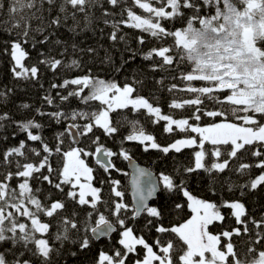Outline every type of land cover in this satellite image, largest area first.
<instances>
[{"label": "snow or ice", "instance_id": "1", "mask_svg": "<svg viewBox=\"0 0 264 264\" xmlns=\"http://www.w3.org/2000/svg\"><path fill=\"white\" fill-rule=\"evenodd\" d=\"M45 2L54 5L56 0H12L8 8L14 23L2 30L15 32V36L2 41L0 57L8 58L11 74L16 80H38L41 65L54 73L61 66L67 69L80 67L76 60L64 64L51 55V49L40 54L43 59L26 65L30 58L27 47L45 45L49 43V36L54 35L49 33L42 40L37 39L35 33L42 34L45 28L33 29L29 23L34 19L43 20L37 13ZM104 3L112 9H120L118 14L107 9L104 12L105 16H119L112 21L104 20L105 24L111 23V40L125 39L118 35L121 25H125L140 30V45L146 43L144 34L160 41L161 46L147 52L133 51L130 59L141 55L153 73L162 72L164 75L156 81L162 88L170 77L166 91L172 99L168 107L170 111L185 109L189 117L174 118L172 114H163L157 106L159 101L151 92L149 97L138 94L137 86H143L141 80L125 82L121 86L90 71L50 85L52 89H63L67 93L58 91L55 98L44 97L48 105H54L55 99H59L58 110L47 113L39 108L35 110L36 115L47 116L56 124L68 122L63 131L55 134L56 142L52 146L42 136L43 125L35 117L15 121L8 113H0V129L5 128V122L11 121L8 127L15 126L25 134V139L19 140L18 145L0 152V168L7 169L0 172V247L11 245L0 251V264H54L53 255L61 256L62 252L54 247L53 241L61 242V247L70 242L80 251H86L92 246L93 238L110 237L113 233L119 237L116 243L109 251L100 250L93 264H128L133 255L136 257L133 264H264V215L256 219L248 214L241 202L248 192L264 186V48L258 46L264 43V0H61L60 12L65 13L64 19L69 15L75 19L77 12L86 13L87 9ZM3 7L0 4V8ZM69 7L73 10L71 13H68ZM137 9L141 10L139 14ZM26 11L30 15L25 16ZM187 12L191 16L187 18L186 27L175 30L165 27L168 21L184 17ZM205 12L207 14L202 15ZM194 22H198L199 27H194ZM61 23L57 16L48 27L55 25L58 28ZM169 39L171 43H168ZM52 43L60 45L62 41L56 39ZM166 43L168 46H163ZM11 91L0 90V103L6 102ZM178 93L183 95L178 98ZM72 99L79 101L76 108H70ZM65 102H69L70 110H60ZM19 107L31 109L29 104ZM125 111L143 116V123L126 115H121L120 119L112 118L111 114ZM204 117L215 120L201 126ZM161 121L165 133L178 130L196 136L176 139L162 147L143 126ZM125 127L130 130L119 141L118 151L100 143L101 136L112 139ZM15 136L16 132H13ZM81 137L95 146L94 151L72 146L64 150L66 139L79 143ZM7 139L0 137V143ZM124 141H137L144 146V151L153 149L165 155L181 153L182 149H191L193 145L199 150H194L190 166L177 169L173 174L161 172L154 176L150 170L131 164L132 157ZM28 142L38 144L29 147ZM207 145L211 148L207 149ZM206 154L216 158L210 166ZM242 154L255 159L232 166L230 162L241 159ZM30 157H35V162ZM57 157V166H53L50 158ZM85 157H95V164L107 174L106 179L100 181L109 188L107 199L103 198L102 189L94 186L96 169L86 163ZM113 158L129 161L133 168L129 183L135 204L131 207V216L127 215L129 205L124 202L121 181L111 177L112 171L121 172ZM200 170L209 174L225 170L238 173L244 183L231 182L229 190L238 188L240 197L219 203L197 198L188 190L184 174L199 175ZM255 170H259V174H255ZM123 175L128 176V173ZM33 181L47 182L49 195L43 196L40 188L31 185ZM158 192H163L169 201L174 196L184 198L191 212L190 218L178 225L166 226L164 210L149 204ZM56 193L62 199H51ZM70 205L73 210L69 214ZM85 207L91 210L81 221L78 212ZM184 207L183 202L175 203L170 211L183 212ZM222 208L230 209L227 219L231 222L234 217L235 225L241 227H230L213 234L210 226L226 219ZM61 212L65 215L61 216ZM142 215L146 218L142 229L138 230L135 224L129 226V220L135 222ZM57 217L59 226L53 235L50 229L52 220ZM220 226L223 228V223ZM152 229L158 235L151 244L145 236L137 234ZM245 234L249 237L245 241L248 247L241 259L232 239ZM165 236L169 238L165 240ZM69 255L75 257L77 253Z\"/></svg>", "mask_w": 264, "mask_h": 264}, {"label": "trees", "instance_id": "2", "mask_svg": "<svg viewBox=\"0 0 264 264\" xmlns=\"http://www.w3.org/2000/svg\"><path fill=\"white\" fill-rule=\"evenodd\" d=\"M12 0H0V4H3L4 7L0 8V49H2L3 40H7L10 37L15 36V32L9 33L3 31L2 29L10 27L11 23H14L10 19L8 8L11 6ZM61 0H56L54 5H49L46 2L43 4V8L40 12L37 13V16H42L43 20L34 19L30 20L31 28L35 29L41 26H44L45 31L41 33H35L37 39H43L45 35L49 33H54V35L49 36V43L45 45H38L36 48L31 46L27 47V51L30 54V58L26 60V65L30 66L37 62L38 59H43L41 53H48L51 49V55L57 59H61L64 64H71L73 60H76L79 64V68L67 69L64 67H59V70L55 73L53 70L47 68L44 65L40 66V76L38 80L25 81V80H16L11 74L10 64L6 56L0 57V90L11 89L9 92L6 102L0 103V113H8L13 120L22 121L27 119H32L35 117L36 121L43 125L41 131L42 136L45 141L50 144V146L55 144L53 137L56 133L63 131L67 126L68 122L62 124H56L55 121H50L47 116L41 118L36 115L35 110L37 108L41 109L45 113L58 110L56 105H60L61 102L59 99H55L54 105H48L44 101L46 95H51L54 98L59 91L61 94L66 95L63 89H52L51 84H60L64 79L72 78L84 74L85 72L90 71L93 75H96L100 78L106 80H114L121 86L125 83H134L136 80L143 81V86L138 87V94L143 95L144 97H149L151 92L156 100L159 101L157 106H160L163 114H172L174 118H188L189 114L185 109H177L170 111L168 104L170 103L172 97L166 91L167 86L170 85V77L165 80V87L162 88L160 84H157L156 81L160 80L164 75L162 72L153 73L148 65V62L142 60L141 55H137L134 60L130 59L133 51L144 53L150 50L152 47L161 46L160 41L154 40L147 34L145 35L146 43L140 45L138 43V37L141 35L140 30L132 29L125 25H121V31L118 35L124 36V40L117 39L113 41L110 39V35L113 31L111 23L105 24L104 20L108 19L112 21L118 19L119 16H105L104 12L107 9L108 11H115L117 14L120 9H112V6L109 4L96 5L92 8L86 10V13L77 12L75 14V19L71 15L67 19H64L65 13L60 12ZM39 7V4L37 5ZM123 7V5H122ZM51 8V11L49 9ZM73 10L69 7L68 13H71ZM138 14L141 10H138ZM214 12V9H213ZM25 16L30 15L27 11L24 13ZM207 13H202L206 15ZM59 16L62 20L61 25L57 28L55 25L48 27L50 22ZM87 16V18H86ZM191 16L190 12L185 13L184 17H178L175 20L168 21L165 24V27L169 30H175L176 28H183L187 26V18ZM8 22V23H5ZM194 27H199L198 22H194ZM19 31V30H17ZM56 39L62 41L60 45H54L52 42ZM168 43H171L169 39ZM163 46H168L167 43ZM258 46L264 48V43L259 44ZM88 49H93L89 52ZM182 68L185 66L182 65ZM119 69V71H117ZM190 70V69H189ZM199 86V85H197ZM159 89V91H158ZM71 90V89H70ZM183 94L178 93L177 97L179 98ZM151 102V101H150ZM98 103V102H96ZM21 104L31 105V109H21L19 106ZM79 104L78 100L72 99L70 101V108H76ZM69 102H65V105L60 110H65L70 108L68 107ZM210 110V107H209ZM113 119H120L121 115H126L129 118L140 119L143 123L144 117L137 116L135 113L123 112L120 114H111ZM223 119V118H221ZM259 119V116H257ZM215 118L204 117L203 123L201 126H206L207 124L214 122ZM219 122V121H216ZM11 121L5 122V128L0 129V137H8L6 141L0 143V152L6 150L7 148L18 145L19 140L25 139V134L18 131L15 126L8 127L7 125ZM78 123H80L78 121ZM200 124L201 122H196ZM147 133L152 134L157 143L162 147L168 146L173 143L176 139H185L195 137V133H191L190 136L185 133H179L178 130H175L172 133L164 132V122H159L157 124H145L143 125ZM130 129L127 127L122 128L120 133L112 139L105 138L101 136L100 143L104 144L105 147L112 149L113 151H118L119 141L128 134ZM13 132H16V136L13 137ZM99 135V133H96ZM94 139V136L92 137ZM38 142H28L29 147H36ZM69 146L72 147H85L88 151H94L95 146L91 145L89 141H85L83 137L79 138V143H73L71 139H66L64 143V150H67ZM124 146L129 150V154L133 160L139 164L146 167L148 170L153 172L158 176L161 172L166 174H173L177 169H183L184 167L190 166V159H194L193 152L198 150V148L193 145L191 149H182L181 153L170 152L168 155L163 154L157 150L149 149L144 151V146L139 144L137 141H124ZM222 150H223V146ZM211 145H207V149H210ZM224 158H227L226 156ZM23 159V158H21ZM58 157L53 159L50 158V163L53 166H57ZM86 163L96 169L93 173L94 186L100 187L103 191V198L107 199L109 196V188L106 184H101V180H105L107 174L103 172L102 169H99L95 164L94 157H85ZM255 158L250 156L243 157L241 159H234L230 162L232 166L240 162H253ZM32 162H35V157H30ZM114 163L117 168L121 169V172L112 171L111 177L113 179H118L121 181L120 190L125 192L124 202L129 205L128 216H131V202L129 199L128 191V176L129 171L127 167V161L120 158H113ZM206 161L208 165L214 161L216 158L209 157L206 154ZM62 167V165H60ZM7 171L5 168H0V172ZM45 171L46 170H42ZM123 173H128V176L123 175ZM255 174H259V170H255ZM184 177L188 181V190L195 195L197 198L205 199L210 202L219 203L222 200H235L240 197V191L238 188H234L231 191L229 190V183L235 182L236 184L244 183V179L240 178L238 173L233 171L225 170L223 172H215L213 174L205 173L203 170L199 171V175L196 174H184ZM32 186L38 187L41 189L43 196L49 195L50 186L47 182L36 183L30 182ZM55 192L54 189L51 190ZM43 196L39 198L43 199ZM53 200H60L62 197L56 193L51 196ZM185 203L183 212L170 211L175 203ZM246 206V211L249 215L260 219L264 215V186H261L257 191L248 192L245 197L241 198ZM150 206L161 207L165 214V225L173 226L178 225L179 223L187 220L191 212L186 207V202L182 197H173L170 201L163 192H158L155 200L150 203ZM71 205L69 206L68 213L72 211ZM91 209L85 207L83 210L78 212V215L81 218V221L85 220L86 213ZM222 214L225 215L226 219L224 222H214L213 226H210V231L213 234H217L223 230H226L230 227H241L235 225L234 217L231 218V222L227 219L230 209L222 208ZM107 214V213H106ZM65 215L64 212H61V216ZM49 219V218H45ZM59 217L55 220H52L51 232L53 235L57 232L59 226ZM129 226L135 224L136 228L142 229L146 223V218L142 215L141 218H138L137 221L133 222L128 221ZM223 223L224 227L220 225ZM138 235H143L147 241L151 244L152 241L158 235L154 229L151 231L144 230L138 231ZM75 238V237H73ZM118 234L113 233L110 237L93 239L92 246L86 251H80L77 245L71 244L70 242H65L63 247H61V242L53 241V245L56 248H60L62 255L56 256L53 255L54 264H93L94 260L98 257L100 250L109 251V248L112 244H115L118 239ZM169 237L165 236V240ZM249 239L248 235L245 234L242 237H233L232 242L234 243L238 256L243 259L244 254L248 245L245 243ZM225 242H227L225 240ZM11 247L10 244H4L0 247V251H3L5 248ZM71 252H76L77 255L72 257L69 255ZM27 258V257H25ZM135 256L130 257L128 264H133ZM11 259V257H9Z\"/></svg>", "mask_w": 264, "mask_h": 264}, {"label": "water", "instance_id": "3", "mask_svg": "<svg viewBox=\"0 0 264 264\" xmlns=\"http://www.w3.org/2000/svg\"><path fill=\"white\" fill-rule=\"evenodd\" d=\"M94 159H95V157H94ZM131 164H135V165H137V166H139V167H142V168L147 169L146 167H144L143 165L139 164L138 162H136V161L133 160V159H132ZM131 164H130L129 161H127V167H128V171H129V176H128V187H129V191H128V195H129V199H130L131 205L133 206V205L135 204V200H134L133 193H132V189H131V186H130V183H129V181H130V176H131V174H132V172H133V168H132ZM147 170H148V169H147ZM152 173H153V172H152ZM153 175L156 176L154 173H153ZM156 196H157V195H156ZM155 198H156V197L152 198V199L149 201V204H150L153 200H155ZM101 238H106V237H101ZM93 239H95V238H93ZM99 239H100V238H99ZM95 240H97V239H95Z\"/></svg>", "mask_w": 264, "mask_h": 264}, {"label": "rangeland", "instance_id": "4", "mask_svg": "<svg viewBox=\"0 0 264 264\" xmlns=\"http://www.w3.org/2000/svg\"><path fill=\"white\" fill-rule=\"evenodd\" d=\"M191 138H192V137H191ZM198 150H199V149H198ZM190 216H191V215H190ZM189 218H190V217H189ZM189 218H188V219H189ZM185 221H186V220H185Z\"/></svg>", "mask_w": 264, "mask_h": 264}]
</instances>
